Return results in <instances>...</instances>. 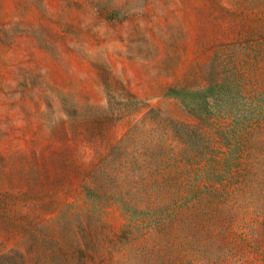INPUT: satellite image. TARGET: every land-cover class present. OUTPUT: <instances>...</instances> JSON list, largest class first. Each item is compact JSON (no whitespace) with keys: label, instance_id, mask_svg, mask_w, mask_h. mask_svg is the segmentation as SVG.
Wrapping results in <instances>:
<instances>
[{"label":"rangeland","instance_id":"1","mask_svg":"<svg viewBox=\"0 0 264 264\" xmlns=\"http://www.w3.org/2000/svg\"><path fill=\"white\" fill-rule=\"evenodd\" d=\"M0 264H264V0H0Z\"/></svg>","mask_w":264,"mask_h":264}]
</instances>
